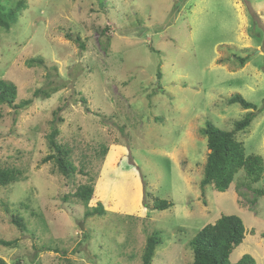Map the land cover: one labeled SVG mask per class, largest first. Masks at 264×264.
<instances>
[{
    "label": "rangeland",
    "instance_id": "374dc122",
    "mask_svg": "<svg viewBox=\"0 0 264 264\" xmlns=\"http://www.w3.org/2000/svg\"><path fill=\"white\" fill-rule=\"evenodd\" d=\"M24 1L0 28V79L16 85L15 102L59 89L18 111L0 104V167L21 172L0 186V238L16 239L0 245L5 264H144L153 232L150 264H191V238L221 214L245 227L229 261L264 264V194L253 192L264 170L251 186L240 170L225 191L199 187L205 121L230 130L252 110L228 103L234 93L261 108L236 138L264 162V0ZM55 116L70 177L42 161ZM82 184L93 185L87 202L74 195ZM155 199L172 206L154 209Z\"/></svg>",
    "mask_w": 264,
    "mask_h": 264
},
{
    "label": "trees",
    "instance_id": "16d2710c",
    "mask_svg": "<svg viewBox=\"0 0 264 264\" xmlns=\"http://www.w3.org/2000/svg\"><path fill=\"white\" fill-rule=\"evenodd\" d=\"M24 0H17L13 6L7 7L0 0V28L9 30L11 24L17 21L20 11L25 9ZM252 14V13H250ZM254 15V14H253ZM253 15L251 18L254 19ZM102 33L108 34V26L102 29ZM69 39H73L81 48L83 42L78 34L73 36L68 33ZM245 61L241 58V62ZM28 66L43 64L42 58H31L27 61ZM59 89L58 85L47 88H37L33 91L32 97L21 99L15 102L17 87L14 83L0 79V104H6L15 111L25 109L31 105L34 98H48ZM86 103L84 98L80 100ZM228 103H238L247 111L243 117L233 122L230 130L222 129L211 120L205 121L202 134L206 138L207 155L203 166L202 177L199 182L201 194L204 196L206 186L210 185L217 191H225L230 186L237 172L242 170L246 184L251 186L258 182L264 170L263 158L259 154L246 153L242 141L236 138L238 132L248 128L255 117L256 105L246 100L240 93H234L228 98ZM60 110V108H58ZM57 115V113L55 114ZM57 121H61L59 116L53 118V123L47 135L50 153L42 159L43 162L52 161L57 170L66 177H70L76 166L70 160V149L57 140L60 131ZM20 170L14 167H0V186H5L15 182L20 178ZM256 195L264 194V189H253ZM75 196L87 202L93 195L92 184H82L78 186ZM172 206V202L165 199H155L153 208L164 210ZM101 215L104 213L102 206L96 207L89 214ZM11 221L19 228H24L22 219L18 215H13ZM245 227L240 217L234 214H221L213 223H208L200 228L190 240L192 250L191 264H253V259L248 255H243L237 262L231 263L229 255L244 239ZM161 242L158 232L151 233L145 243L142 255L143 263L150 264L156 246ZM16 244V239L5 240L0 238V245L10 247ZM0 264L5 262L0 258Z\"/></svg>",
    "mask_w": 264,
    "mask_h": 264
},
{
    "label": "water",
    "instance_id": "95a60500",
    "mask_svg": "<svg viewBox=\"0 0 264 264\" xmlns=\"http://www.w3.org/2000/svg\"><path fill=\"white\" fill-rule=\"evenodd\" d=\"M81 228H82V225L80 224Z\"/></svg>",
    "mask_w": 264,
    "mask_h": 264
}]
</instances>
